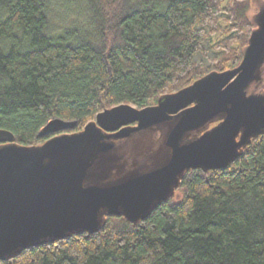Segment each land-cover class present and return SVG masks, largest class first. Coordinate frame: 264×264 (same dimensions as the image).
Wrapping results in <instances>:
<instances>
[{"label": "trees", "instance_id": "obj_1", "mask_svg": "<svg viewBox=\"0 0 264 264\" xmlns=\"http://www.w3.org/2000/svg\"><path fill=\"white\" fill-rule=\"evenodd\" d=\"M252 0H0V129L40 145L51 119L155 105L237 67ZM0 264H264V134L224 169H191L140 223L26 249Z\"/></svg>", "mask_w": 264, "mask_h": 264}, {"label": "water", "instance_id": "obj_2", "mask_svg": "<svg viewBox=\"0 0 264 264\" xmlns=\"http://www.w3.org/2000/svg\"><path fill=\"white\" fill-rule=\"evenodd\" d=\"M241 63L139 109L119 105L81 131L51 119L40 145L0 129V260L101 231L109 217L147 220L191 169H224L264 134V0Z\"/></svg>", "mask_w": 264, "mask_h": 264}, {"label": "rangeland", "instance_id": "obj_3", "mask_svg": "<svg viewBox=\"0 0 264 264\" xmlns=\"http://www.w3.org/2000/svg\"><path fill=\"white\" fill-rule=\"evenodd\" d=\"M257 10L254 8L251 12V14L255 13Z\"/></svg>", "mask_w": 264, "mask_h": 264}]
</instances>
